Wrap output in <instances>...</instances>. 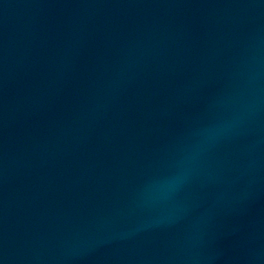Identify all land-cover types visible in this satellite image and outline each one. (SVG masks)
Returning <instances> with one entry per match:
<instances>
[{
  "label": "water",
  "instance_id": "1",
  "mask_svg": "<svg viewBox=\"0 0 264 264\" xmlns=\"http://www.w3.org/2000/svg\"><path fill=\"white\" fill-rule=\"evenodd\" d=\"M14 0H0V15Z\"/></svg>",
  "mask_w": 264,
  "mask_h": 264
}]
</instances>
